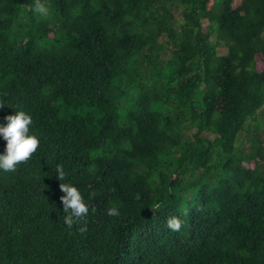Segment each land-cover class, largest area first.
I'll list each match as a JSON object with an SVG mask.
<instances>
[{"label": "trees", "instance_id": "1", "mask_svg": "<svg viewBox=\"0 0 264 264\" xmlns=\"http://www.w3.org/2000/svg\"><path fill=\"white\" fill-rule=\"evenodd\" d=\"M43 2L0 0V119L41 139L0 169V264H264V0Z\"/></svg>", "mask_w": 264, "mask_h": 264}, {"label": "clouds", "instance_id": "2", "mask_svg": "<svg viewBox=\"0 0 264 264\" xmlns=\"http://www.w3.org/2000/svg\"><path fill=\"white\" fill-rule=\"evenodd\" d=\"M34 11L46 16L50 9L43 0H36ZM6 102L0 99V107ZM34 117L31 110L23 107H15V112L7 114L0 119V137L7 141L5 150L0 152V169L14 171L21 162H27L32 158L41 143L39 134L33 129ZM56 173L61 181V189L65 193L63 201L64 222L68 227L80 225L79 230L83 232L87 224L83 221L87 218L90 209L93 208L90 201L86 200L77 184L68 180V172L64 164H56ZM109 215H118L119 208L116 205L108 207ZM184 224L180 216H172L168 219V227L179 231Z\"/></svg>", "mask_w": 264, "mask_h": 264}, {"label": "rangeland", "instance_id": "3", "mask_svg": "<svg viewBox=\"0 0 264 264\" xmlns=\"http://www.w3.org/2000/svg\"><path fill=\"white\" fill-rule=\"evenodd\" d=\"M239 1H235V2H233V5H236L237 3H238ZM203 23L204 24H206L207 23V21L204 19L203 20ZM211 39L214 41V39H215V33H212V35H211ZM226 51V47H224V46H218L217 47V53L218 54H222V53H224ZM257 68L260 70V69H262V62L259 60V59H257ZM248 135L249 134H247V133H245L244 131L241 133V135H240V137H239V140L236 142V144L238 145V146H243V148H248L249 147V144H250V142L248 141V139H247V137H248ZM246 165H249V166H251L252 165V162H248V163H245Z\"/></svg>", "mask_w": 264, "mask_h": 264}]
</instances>
